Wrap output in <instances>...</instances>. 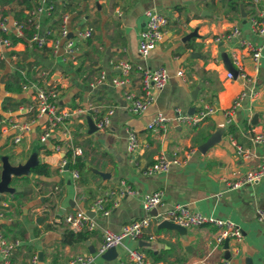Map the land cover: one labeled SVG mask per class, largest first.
Listing matches in <instances>:
<instances>
[{
	"label": "crops",
	"instance_id": "obj_1",
	"mask_svg": "<svg viewBox=\"0 0 264 264\" xmlns=\"http://www.w3.org/2000/svg\"><path fill=\"white\" fill-rule=\"evenodd\" d=\"M42 2L0 0V16L17 20L16 13H21L23 20L28 17L33 21L35 31L47 41L44 48H34L29 39L10 48L0 45V116L24 121L23 107L28 102L10 111L4 109L8 105L4 99L29 96L25 92H6L2 85L4 73L12 72L19 63L26 70L30 64L32 77L40 70L47 71V82L58 87L60 108L69 112L63 124L68 138L64 137L85 160V168L78 179L72 177L68 167L59 170L64 154L55 152L52 144L57 136L64 143L66 140L58 132L41 145L39 129L33 128L14 144L16 130L0 126V178L6 161L16 166L33 154L36 162L49 166L47 177L36 179L31 172L18 177L32 183V196L24 185H17L15 191H26L24 196L14 198L10 193H0V231L7 239L19 242L8 264H60L77 254L92 252L101 244L105 230L119 232L124 224L144 217L142 195L157 190L162 191V205L157 212L180 203L207 216L229 219L241 227V240L229 239L225 248L224 242L216 243L218 230L214 226H193L179 232L159 227L160 223L153 219L147 232L154 239L147 235L142 239L127 237L116 248L114 259L100 255L94 264H119L126 258L128 248L141 250L151 262L167 264H218L222 258L227 264H264V221H258L256 216L257 210L264 208V177L236 189L227 184L264 157V141L253 140L254 127H261L264 135V43L251 29V19L259 5L254 0H58L49 15L34 14ZM103 5L106 13H102ZM151 8L162 11L168 23L156 47L141 57L137 50L139 32L146 21L145 11ZM63 13L67 14L70 35L87 26L94 29L90 38L75 39L73 58L65 53L63 39L56 51L50 45L58 37ZM235 27L238 35L226 38ZM240 40L263 44L258 66ZM231 51L236 53L248 78H242L238 68L233 66L231 70L224 62L223 53L229 56ZM120 60L134 64L125 86L111 82L113 77L121 76L117 68ZM139 67H164L169 81L155 93L154 102L137 115L128 111L123 92H140ZM228 71L233 73L232 78L227 77ZM101 74L105 79L98 81ZM241 93L245 95L228 122L225 110ZM89 104L97 107L98 116L112 109L106 128L90 131L87 119L90 117L94 124L92 111L76 112ZM204 104L217 111L195 126L175 122L178 114L194 113ZM160 112L168 118L165 130L147 129V123ZM128 127L136 132L139 142L133 159L126 148ZM236 145L249 157L239 156ZM174 152L182 163H171L166 172L143 173L159 154ZM86 164L106 176L86 169ZM122 182L137 194L120 195ZM111 192L117 205L108 215L94 213L93 200ZM9 197L13 199L10 205ZM17 199L20 203L15 206ZM78 210L89 211L97 226L93 231H83L85 239L68 243L66 233L71 229L65 217ZM157 257L161 259L156 261Z\"/></svg>",
	"mask_w": 264,
	"mask_h": 264
},
{
	"label": "built area",
	"instance_id": "obj_2",
	"mask_svg": "<svg viewBox=\"0 0 264 264\" xmlns=\"http://www.w3.org/2000/svg\"><path fill=\"white\" fill-rule=\"evenodd\" d=\"M58 0H44L42 4H39L33 11V13H44L49 15L54 9L55 4ZM255 3L259 5L258 11L255 17L251 19V29L252 31L259 35L264 43V1L254 0ZM146 21L144 27L139 32L138 40V54L141 57H146L150 51H152L163 36V29L168 23L167 16L158 12V10L152 8L145 11ZM67 14L63 13L61 16V22L58 30V37L55 38L51 43V48L56 51L59 48L60 39L64 40L65 53L73 58L75 39L85 40L92 36L94 31L93 27L87 26L83 29H78L75 34L70 35V31L67 28ZM36 28V27H35ZM47 31L46 34H49ZM239 30L237 27L233 28L230 34L226 38H232L238 35ZM14 35L16 37L24 36V26L22 23L15 19H10L7 16H0V45L6 48L13 46L9 35ZM220 39H215L218 42ZM30 41L36 43L39 48L46 46L47 41L44 36H39L37 31L33 32ZM239 43L243 45L255 63L256 66L259 65L261 52L263 44L254 45L249 41L240 40ZM228 56V54H226ZM232 65L237 69L238 75L242 78H248V75L241 70V65L239 59L233 51L230 52L228 56ZM117 68L119 69L121 76L113 77L111 82L114 85L125 86L129 82L128 75L132 69H134V64L126 61L120 60L117 63ZM179 75H182V71H178ZM48 73L45 70L38 71L32 79H25L21 83L22 92L27 93L28 104L23 107V112L26 119L22 122L13 120L11 117L4 118L0 116V126L9 125L11 128L16 130V134L12 138L14 144H18L25 133L30 132L33 128L39 129L38 140L41 145H45L50 139L53 138V134L57 133L63 136L65 139L68 138V131L64 124V120L69 116L67 110H63L59 105V90L47 82L46 77ZM227 77L232 78L233 73L228 71ZM105 79V75L101 74L98 81ZM169 81V76L164 67H158L156 69H151L148 67H139V87L140 92L135 93L130 89H124V97L127 100V108L133 114H142L155 99V93L163 89ZM255 91L251 92L254 96ZM245 93H241L234 100L232 105L225 110V115L228 118V122L232 114L240 106V101ZM92 111L94 125L97 129H104L109 124V116L112 113V109H109L107 113L102 116H98V109L95 105L89 104L88 108H78L76 112L87 113V111ZM217 110L210 104H204L194 113H184L178 114L175 117V122L178 125H198L209 115L215 113ZM168 124V118L163 113H157L153 118L147 123L146 128L149 130H165ZM67 134V135H66ZM65 136V137H64ZM60 137L57 136L56 142L52 144L53 150L57 153L65 154L66 151L71 150L72 155H78L79 152L75 147L70 145L67 140L61 141ZM253 140L255 142L264 141L263 130L261 127L253 128ZM126 148L131 159L134 158L135 153L139 148V142L136 132L128 127L126 128ZM236 153L242 158H248L249 154L243 150L239 145H236ZM189 152L186 154L188 156ZM180 164L182 159L177 155V153H172L171 155L159 154L155 157L153 163L148 165L143 173L145 175H152L156 173H162L168 171L170 164ZM67 160L62 157L59 170L62 172L66 169ZM72 177L74 179L79 178V171L77 169H72ZM264 177V157H262L254 167L249 169L245 174L237 177L235 180L228 181L227 184L230 188H239L244 185L253 184ZM122 184V189L120 190V195H134L137 192L132 189V187L124 182ZM111 193H106L95 198L91 205V210L94 213H100L101 215H108L112 208L117 205V201L112 199ZM142 206L146 212V215L142 218L133 219L130 222L124 224L119 232H113L110 230H105L103 232V238L101 244L94 249L93 252L86 254H77L72 256L60 264H94L97 256L102 255L110 248H117L122 245L123 240L127 237L132 239H142L146 236L148 239L152 240L155 238L154 235L147 232V228L152 223L153 219H156L157 223L162 221H171L181 227L189 228L193 226H202L205 224L214 226L217 228L218 233L215 238L217 244H222L225 239H233L236 241L241 240L242 231L241 227L232 220L223 219L213 215H204L200 212L193 211L184 204H174L172 207L166 209L163 212H156L152 214L153 210H158L162 205V191L157 190L150 193H145L141 198ZM258 221H264V208L257 210ZM65 222L68 227L73 231H93L96 228V222L88 213L84 210H78L74 213L68 214L65 217ZM19 245L17 240L7 239L0 231V263L8 264L9 258L12 252ZM36 261L34 257L33 262ZM119 264H167L166 262H151L147 259L145 254L134 248L127 249V256L125 259L121 260ZM218 264H227V260L222 258L221 262Z\"/></svg>",
	"mask_w": 264,
	"mask_h": 264
},
{
	"label": "trees",
	"instance_id": "obj_3",
	"mask_svg": "<svg viewBox=\"0 0 264 264\" xmlns=\"http://www.w3.org/2000/svg\"><path fill=\"white\" fill-rule=\"evenodd\" d=\"M21 13H16V19L23 24L24 26V37H16L14 35L10 36V39L12 41V44H15L17 42H25L26 39H29L32 37L33 32L35 31L33 21H28V17H26L24 20L21 16ZM3 16V15H2ZM32 46L34 48H39L36 43L32 42ZM45 47V46H44ZM42 47V48H44ZM26 66L24 64L19 63L15 69L12 72L4 73L2 85L6 92L11 94H20L22 92L21 90V83L25 81V79H32V71L30 68V64H27V70L25 69ZM23 71L25 72V75L23 74ZM1 76V73H0ZM58 88V87H57ZM5 103L7 102L8 105L4 106L5 110H16L19 105L29 102L27 98H20L19 100H16L15 98L11 96H6L4 99ZM60 102V99H59ZM60 105V103H59ZM61 107V105H60ZM233 126H230V130L232 131ZM64 158L67 160V166L69 169H77L79 172L84 170L85 168V160L80 155H72V151L68 150L64 154ZM31 173L36 175V179H39L40 177H47L49 175V166L45 162L36 163L34 166L30 168ZM26 194V191L21 192H14L12 195L14 198H17L19 196H24ZM86 238V232L78 231L75 232L73 230H68L66 233V242L71 243L74 241H81ZM161 258L157 257L156 261H159Z\"/></svg>",
	"mask_w": 264,
	"mask_h": 264
},
{
	"label": "water",
	"instance_id": "obj_4",
	"mask_svg": "<svg viewBox=\"0 0 264 264\" xmlns=\"http://www.w3.org/2000/svg\"><path fill=\"white\" fill-rule=\"evenodd\" d=\"M223 60L226 63V65H228V67L231 70H234L233 65L231 64L228 56L226 55V53H223ZM2 80V79H1ZM88 123L90 126V131H94L96 129V126L93 124L91 118L89 117L88 119ZM208 142H206L205 144L201 145L200 149H204L205 146L207 145ZM64 156V155H62ZM36 163V158H35V154L31 155L28 160L25 162V164H21V165H10L7 161L3 164V169L1 172V178H0V193H13L15 192L17 189H14L13 187L9 186V183L11 181V176H18V175H29L31 170L30 168L32 166H34ZM68 166H66L67 168ZM86 169H89L95 173H97L98 175L105 177L106 173L103 171H99L95 168H93L92 166L86 164ZM156 210L152 211V214H156ZM87 213L91 214L89 211H87ZM159 227H164V228H169V229H175L179 232L184 231V227H181L171 221H162L159 224ZM229 239H225L224 244H225V248L227 246ZM141 242V241H140ZM140 244H144V243H140ZM93 252V250H91ZM117 256V251L116 248H110L108 249L105 253L102 254V257L107 259V260H112Z\"/></svg>",
	"mask_w": 264,
	"mask_h": 264
},
{
	"label": "rangeland",
	"instance_id": "obj_5",
	"mask_svg": "<svg viewBox=\"0 0 264 264\" xmlns=\"http://www.w3.org/2000/svg\"><path fill=\"white\" fill-rule=\"evenodd\" d=\"M164 1V0H163ZM93 4V6L95 7V3H92ZM152 9V8H151ZM158 12L159 13H161V14H163V12L162 11H160V10H158ZM102 13H106V9L104 8V5H103V10H102ZM7 104V103H6ZM2 106V105H1ZM25 162L26 161H23V163H18L17 165H21V164H25ZM22 175H18V176H14V175H12L11 176V181H10V183H9V186L10 187H13L14 189H17V185H24V186H26L27 187V189H29L30 190V193H28L30 196H32V194H33V192L31 191L32 190V183H30V182H26L25 180H22L21 178H18V177H21ZM18 178V179H17ZM30 183V184H29ZM28 190V191H29ZM11 195L13 194V193H10ZM9 201H8V203H9V205L10 204H12L11 202H12V197H9ZM35 199V198H34ZM32 200V198L29 200V201H31ZM20 203V201L17 199V200H15L14 201V204H15V206H17L18 204L17 203ZM8 205V204H7ZM4 213V212H3ZM7 213H9V211H7Z\"/></svg>",
	"mask_w": 264,
	"mask_h": 264
}]
</instances>
